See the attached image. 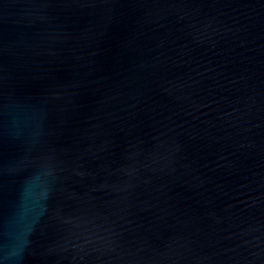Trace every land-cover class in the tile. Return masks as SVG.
<instances>
[{"label":"water","instance_id":"1","mask_svg":"<svg viewBox=\"0 0 264 264\" xmlns=\"http://www.w3.org/2000/svg\"><path fill=\"white\" fill-rule=\"evenodd\" d=\"M0 264H264V0H0Z\"/></svg>","mask_w":264,"mask_h":264}]
</instances>
